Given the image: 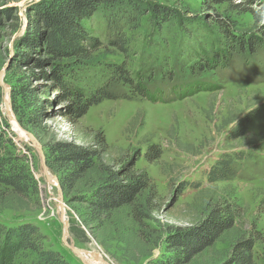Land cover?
<instances>
[{"label": "rangeland", "instance_id": "1", "mask_svg": "<svg viewBox=\"0 0 264 264\" xmlns=\"http://www.w3.org/2000/svg\"><path fill=\"white\" fill-rule=\"evenodd\" d=\"M40 1L0 0V14L11 11L0 17V132L10 142L0 157L21 158L29 178L20 195L0 190V225L36 226L46 248L70 264H92L90 256L107 264H156L171 253L168 237L203 236L197 230L213 210L232 226L188 264H221L236 242L264 237V0H132L148 10L135 22L99 8L86 28L100 47L86 60L67 62L64 79L83 97L106 88L116 98L79 119L70 114L72 100L34 68L39 55L22 44L26 10ZM154 8L170 15L157 20ZM113 29L125 52L111 45ZM231 36L257 44L240 50ZM116 66L146 88L147 98L114 79ZM11 88L40 101L36 113L20 111L23 125L13 114ZM31 138L43 155L55 143L94 151L122 186L143 183L132 204L98 218L76 201L94 192L97 174L62 196L67 243L84 260L63 243L58 177L47 170L55 184L47 181ZM225 155L236 158L234 178L209 183L206 174ZM20 254L14 264L28 262ZM262 255L257 245L256 264Z\"/></svg>", "mask_w": 264, "mask_h": 264}, {"label": "trees", "instance_id": "2", "mask_svg": "<svg viewBox=\"0 0 264 264\" xmlns=\"http://www.w3.org/2000/svg\"><path fill=\"white\" fill-rule=\"evenodd\" d=\"M210 2L220 5L225 4L227 0H210ZM99 8L117 11L121 21L130 22L137 21L148 11L143 5L132 0H42L26 10L27 20L24 25L26 33L22 44L31 54L39 55L32 62L34 68L40 70L41 78L53 83L66 99L72 100L70 114L75 119L84 116L92 106L116 98L106 88L98 89L95 93L83 97L78 88L69 86L64 79V67L67 62L86 60L91 52L100 47L99 41L93 38L86 28ZM151 14L157 20H166L170 15L169 12L158 8L152 9ZM0 17L6 19L11 17V11L2 12ZM114 29L116 30L117 27L114 26ZM114 29L112 35L115 33ZM231 38L234 43L237 42V49L240 50L244 47L251 49L257 44L252 38L247 39V44H243L244 41L240 42L237 37L231 36ZM229 41V44L233 45L231 39ZM111 45L126 51V44L120 32L114 35ZM46 68L49 69L47 74L44 72ZM127 74L123 66L114 68L113 77L118 83L132 86L136 92L147 98L146 88L135 83ZM10 97L13 114L20 125H23L20 121V111L25 113L34 110L36 113L40 107V101L32 96L31 91L24 95L11 88ZM15 99H20L21 103H14ZM9 143V140L4 138V133L0 132V147ZM1 153L2 148L0 155ZM5 156L6 158L0 157V190H6L15 196L20 195L29 181L26 168L21 165L24 161L18 157H7L8 154ZM235 159V157L222 156L209 169L206 174L207 181L216 183L234 178ZM237 159L243 162L247 158ZM44 161L47 169L58 177V185L64 197L78 192L86 176L91 173L99 176V185L96 186L95 182L92 186V188L96 187L93 193L88 194L87 197L76 198V201L78 199L80 203L86 205L92 218L129 206L143 187L140 179L134 184L122 186L118 182L119 174L102 166L96 152L71 144L55 143L49 146L44 154ZM221 213L222 211L213 210L209 214L208 219L197 230L203 236H197L192 232L188 236L168 237L165 245L171 253L168 258H163L156 264H188L194 256L213 246L221 237L219 235L232 226L230 219L221 218ZM44 241L45 237L40 235L36 226L21 225L8 228L0 225V264H14L13 259L19 253H21L20 257L28 258L26 264H70L58 252L47 249ZM257 245L263 247L261 260L264 264L263 236L246 237L236 242L231 248L229 258L221 264H256L254 248ZM29 256H32V259Z\"/></svg>", "mask_w": 264, "mask_h": 264}, {"label": "water", "instance_id": "3", "mask_svg": "<svg viewBox=\"0 0 264 264\" xmlns=\"http://www.w3.org/2000/svg\"><path fill=\"white\" fill-rule=\"evenodd\" d=\"M33 139V138H31ZM34 140V139H33ZM34 142L36 143V145L38 146V152H39V155H40V158H41V161H42V166H43V169L44 171L48 170L46 165H45V161H44V155H43V152H42V149L41 147L37 144V142L34 140ZM59 191H60V198H61V204H60V211H61V214H62V217L63 215L65 216V218L63 217L61 219V223L63 224V227L64 229L68 226V220H67V216H66V212H65V208H64V204H63V199H62V193H61V190L60 188L58 187ZM62 240H63V243L65 244V246H67L72 252L74 253H78V250H76L75 248H72L70 247V245H68L67 243V236H66V233L63 234L62 236Z\"/></svg>", "mask_w": 264, "mask_h": 264}, {"label": "bare ground", "instance_id": "4", "mask_svg": "<svg viewBox=\"0 0 264 264\" xmlns=\"http://www.w3.org/2000/svg\"><path fill=\"white\" fill-rule=\"evenodd\" d=\"M8 100H7V97H6V99H5V111L6 112H8L9 110V107H8V102H7ZM17 128V127H16ZM25 136V135H24ZM25 140H27L28 141V137H26L25 136ZM32 143V142H31ZM33 145L36 147V143H34L33 142ZM37 148V147H36ZM47 171V170H46ZM46 171H44L45 172V178L47 179V181L51 184V185H54L55 184V182H54V179H52L51 177H50V174L48 173V172H46ZM59 187V186H58ZM61 216H62V214H61ZM63 217L65 218V216L63 215ZM62 217V218H63ZM61 218V219H62ZM66 230H67V227L64 229V233H66ZM77 255L82 259V260H84V258H83V254H81L79 251H78V253H77ZM91 258H92V264H107V263H105V262H103L102 260H100V259H98L96 256H90ZM87 260V259H86Z\"/></svg>", "mask_w": 264, "mask_h": 264}]
</instances>
